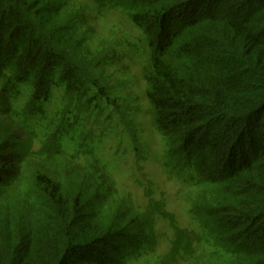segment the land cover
<instances>
[{
  "label": "trees",
  "instance_id": "1",
  "mask_svg": "<svg viewBox=\"0 0 264 264\" xmlns=\"http://www.w3.org/2000/svg\"><path fill=\"white\" fill-rule=\"evenodd\" d=\"M110 1L147 38L145 96L168 165L211 189L191 213L230 258L219 263L264 264V0H212V13L202 9L206 0ZM63 12L60 0H0V79L31 78L32 104L54 77L63 83L70 74L71 86L85 73L62 40L72 19ZM218 127L227 134L216 136ZM220 147L208 163L203 152ZM32 192L19 207L0 200V264H126L139 244L138 222L117 215L100 223L96 200L84 203L43 176Z\"/></svg>",
  "mask_w": 264,
  "mask_h": 264
},
{
  "label": "rangeland",
  "instance_id": "2",
  "mask_svg": "<svg viewBox=\"0 0 264 264\" xmlns=\"http://www.w3.org/2000/svg\"><path fill=\"white\" fill-rule=\"evenodd\" d=\"M60 2L63 13L72 17L62 40L85 73L71 86L66 84L70 74H64L63 83L54 77L49 92L33 104L31 78L29 83L0 79V200L18 207L26 199L32 202L34 182L43 176L66 192L80 193L84 203L96 200L100 223L117 215L125 223L138 222L139 244L124 255L126 264L227 261L212 233L191 213L211 189L197 185L192 170L168 165L166 143L153 126L143 79L151 58L147 38L121 3ZM214 4L206 0L201 5L212 13ZM223 16L234 18L227 7ZM215 132L227 134L225 128ZM221 151L203 154L210 163ZM175 228L181 231L178 236Z\"/></svg>",
  "mask_w": 264,
  "mask_h": 264
}]
</instances>
